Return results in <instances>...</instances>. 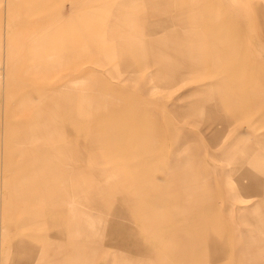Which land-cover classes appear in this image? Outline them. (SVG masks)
<instances>
[{"label":"crops","instance_id":"0c3cea01","mask_svg":"<svg viewBox=\"0 0 264 264\" xmlns=\"http://www.w3.org/2000/svg\"><path fill=\"white\" fill-rule=\"evenodd\" d=\"M145 3L160 15L143 18L136 7L121 6L108 25L91 28L106 30V41L93 47H65L62 64L108 57L107 61L127 73L126 83L137 81L139 73L151 66L156 67L146 78L161 87L196 82L199 86L184 95L188 101L176 106L173 114L208 123L205 130L214 138L236 121L254 116L250 129L256 132L254 146L242 142L249 133L229 144L225 156L235 169L224 175L223 183L227 195L238 191L261 197L250 210V221L262 231L264 71L252 58L255 43L250 41L248 25L228 17L213 0ZM53 18L48 15L36 25L45 28ZM172 23L178 26L174 31L167 29ZM88 31L74 32L71 41L84 38ZM37 41L32 35L21 46L27 51ZM15 52L7 68V95L25 85L24 75L37 70L18 66ZM46 55L45 64L53 65L55 52ZM77 73L60 86L48 85L45 103L37 114L27 117V141L38 150H23L22 164L31 167L28 175L40 181H28L29 176L21 173H15L13 181L1 178L0 216L11 211L19 218L11 226L18 236L2 248L0 264H93L109 248L113 264H164L177 242L160 231L165 215L157 205L179 215L180 209L173 204L178 198L185 201L181 209L197 211L201 224L187 234L196 237L202 251L199 257L175 256L170 259L174 264H245L247 260L241 261L233 250L219 249L228 235L221 231L211 206L216 198L212 184L199 167L189 166L192 158L182 161L185 171L174 163L154 162V141L139 132L153 128L146 103L132 99L120 106L108 104L101 95H89ZM86 163L91 167L85 168ZM65 167L70 170L65 172ZM155 196L159 197L156 205ZM27 228L35 230L23 232ZM114 241L120 245L114 247ZM241 244L255 255L264 254V234ZM82 245L89 248L82 250ZM255 260L264 264V259Z\"/></svg>","mask_w":264,"mask_h":264},{"label":"rangeland","instance_id":"374dc122","mask_svg":"<svg viewBox=\"0 0 264 264\" xmlns=\"http://www.w3.org/2000/svg\"><path fill=\"white\" fill-rule=\"evenodd\" d=\"M147 0H4L0 3V188L1 178L13 181L15 173H21L33 183L39 182L37 177L28 175L32 168L22 164L25 159L23 150L30 149L37 152V147L27 141V117L37 114L38 109L46 101L48 93L44 90L48 85H61L66 78L75 75L82 78L84 89L93 97L103 96L108 104L113 106L127 104L132 99H140L149 107V115L153 128L146 133L140 129L142 135L152 137L154 141V162L162 161L164 166L174 163L179 170L185 171L181 166L182 161L191 157L189 166H197L201 173L207 176V182L212 184L215 200L214 206L218 216L221 231L225 230L226 237L223 245L219 247L224 252L233 250L235 255L245 264H258L255 259H264L263 255H255L251 250L242 247L241 242L251 240L252 236L264 234L254 229L251 223L253 213L250 210L256 207L261 197L259 195H247L242 192H232L227 195L223 183L224 175L235 169L225 156V151L231 142L239 135L245 133L248 146L253 148L254 135L251 132L255 117L240 119L229 128L224 129L217 138L211 135L205 127L208 123L197 121L194 117H178L174 115L176 106L188 101L184 95L196 86L194 80L191 83L184 82L171 88L156 85L155 81L146 78L148 72L154 67H148L138 75L137 81L124 82L127 73L121 71L118 65L112 64L108 57L78 59L72 63L62 64L67 50L83 47H93L100 40L106 41L108 32L94 31L99 23L101 27L108 25V21L114 11L121 6L136 7L140 15L145 18L158 16V9H153L145 3ZM225 10L228 17L248 25L251 34L250 41L255 43L253 57L258 62V67L264 71V0H213ZM157 3V1H156ZM153 12V13H152ZM48 15H52L53 21L47 27L41 29L36 25ZM27 16V17H26ZM27 20L31 25H27ZM178 26L175 23L168 25L167 29L174 31ZM92 28V29H91ZM97 28V27H96ZM91 29V30H90ZM89 30V31H88ZM84 32V38L71 41L74 32ZM166 32H163L164 35ZM35 35L38 40L32 48L26 51L29 36ZM249 41V39H248ZM108 44H112L107 42ZM16 51L14 57L18 66L24 64L33 70L31 74L24 75L23 82L13 94H6V85L9 81L7 68L12 63V50ZM55 52L53 65L45 64L46 53ZM45 54V55H44ZM49 58V57H48ZM62 64V65H61ZM160 67V66H159ZM162 67V66H161ZM192 82V83H193ZM42 110V109H41ZM41 112V111H40ZM132 127V126H131ZM134 128V127H133ZM259 131V130H258ZM132 149V148H131ZM133 150V149H132ZM149 157V155H148ZM91 167L86 163L85 168ZM107 166V165H102ZM88 167V168H89ZM87 168V169H88ZM70 167H65V172ZM66 176V174H65ZM26 177V178H27ZM242 191V190H241ZM154 204L159 203V197H152ZM174 206L180 209V213L173 214L167 206L157 205L164 216V224L161 232L169 236L177 245L172 247V257L183 255L186 257H199L202 249L197 244L195 236H191L198 223L197 211L181 209L185 201L182 198L175 199ZM172 206V205H171ZM170 206V207H171ZM0 216V257L2 248L9 239L18 236L16 231L11 232L14 223L19 216L14 212H3ZM251 217V218H250ZM264 219V217H263ZM35 229L27 228L23 232H32ZM84 237H80V241ZM180 240L184 242L180 245ZM120 243L113 242L114 247ZM89 246L82 245V250ZM113 249L98 254L93 264H113L110 254ZM167 259L164 264H174L175 260ZM179 264V263H178ZM181 264H214L210 262L196 261ZM243 264V262H242Z\"/></svg>","mask_w":264,"mask_h":264},{"label":"bare ground","instance_id":"6f19581e","mask_svg":"<svg viewBox=\"0 0 264 264\" xmlns=\"http://www.w3.org/2000/svg\"><path fill=\"white\" fill-rule=\"evenodd\" d=\"M217 10H218V9H217ZM220 12H221V11H220ZM217 13H218V12H217ZM219 26H220V25H219ZM223 30H224V29H223ZM223 33H224V31H223ZM229 38H230V37H229ZM229 38H228V39H229Z\"/></svg>","mask_w":264,"mask_h":264}]
</instances>
